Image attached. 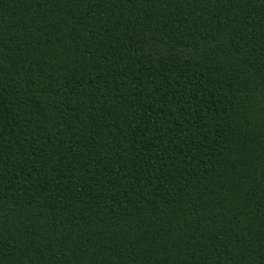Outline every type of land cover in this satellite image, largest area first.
<instances>
[{"label":"trees","instance_id":"16d2710c","mask_svg":"<svg viewBox=\"0 0 264 264\" xmlns=\"http://www.w3.org/2000/svg\"><path fill=\"white\" fill-rule=\"evenodd\" d=\"M0 264H264V0H0Z\"/></svg>","mask_w":264,"mask_h":264}]
</instances>
